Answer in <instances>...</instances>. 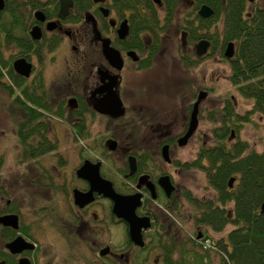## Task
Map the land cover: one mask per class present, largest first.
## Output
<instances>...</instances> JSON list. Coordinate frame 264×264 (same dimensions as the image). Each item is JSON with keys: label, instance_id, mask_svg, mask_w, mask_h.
<instances>
[{"label": "flooded vegetation", "instance_id": "obj_1", "mask_svg": "<svg viewBox=\"0 0 264 264\" xmlns=\"http://www.w3.org/2000/svg\"><path fill=\"white\" fill-rule=\"evenodd\" d=\"M4 1V8L0 13L12 12L15 18L14 22L5 20L9 29L0 32V39L7 36L14 38L17 43L3 46V56L10 67L8 69L0 65V85L13 88L15 97L19 100L17 107L23 112L29 110L35 117L31 118L32 131H28L30 134L56 139V149L46 151L32 160L39 169H36V177L40 175L49 179V183L43 186L61 191L64 203H60L58 197H52V202L57 208L47 204V210L44 208L25 214L17 198L5 199L6 195H1L0 218L16 216L17 218L12 219H16L17 226L0 222L3 243V247H0V264H56L57 254L46 256L43 244L58 242L61 243L70 264H199L198 258L204 260L200 264H222L220 252L215 255L212 252V249L217 252L219 238L214 239L209 231L223 233L229 224L222 231H216L208 215L213 209L219 213L225 211L227 216L231 217L232 204L227 198H221L220 190L211 182L210 174L216 172V169L212 170L208 154L219 148L215 127L211 133L203 132L200 128L204 111L202 104L211 93L208 91V84L198 92L197 86H194L189 100L184 103V110L176 114L182 121L179 130L173 131L169 123L152 127L151 131L159 132L155 151L148 143L140 148L133 144L132 137L140 134L144 137L150 133V129L144 110L131 112L125 104L128 93L126 72L133 69L137 72L148 71L161 59L166 51L167 32L172 29L176 12L183 0H179L176 7L173 5L175 9L172 20H169L171 1L151 0L155 7L153 9L159 15V25L156 31L145 29L138 33L133 32V25L137 22L134 18L136 7L132 6L129 0H91V4L86 8L83 1L70 0L72 5L65 17L60 16L63 0ZM254 1L247 0L248 11L258 7L264 8L253 7ZM137 7L144 13H149L147 1H139ZM188 8L182 20L177 22L183 36L178 42L177 58L180 67L190 77L192 84H195L192 74L194 75L202 62L214 54L218 47L216 43L221 38L220 34L216 39L203 34L199 35L198 39L193 38L195 33L192 30L200 26L197 17L200 15V9H195L196 0H188ZM88 14L93 17L87 18ZM200 17L203 18L201 15ZM123 23L128 26V34L124 38L119 31ZM35 28L40 31V38L34 37ZM201 32L206 33V30ZM105 40L110 41V47L119 52L117 65L103 49ZM202 40L209 41L210 46L205 54L199 55L197 44ZM221 41L224 42L223 38ZM230 42H227L226 49ZM234 43L236 50L237 44ZM67 44L71 46L69 57L61 50ZM231 59L227 58L229 62ZM19 60L28 63V75L16 70L15 63ZM59 63L65 68V72L60 74L63 83L59 85L63 94L58 92L55 95L51 91L49 71L58 68ZM11 67L14 76L9 71ZM63 85L64 89L67 88L66 92L62 88ZM202 92L205 97L198 105V126L187 143L181 145L180 140L190 129L192 115ZM112 93L118 95L123 104L124 113L120 116L102 111L107 109ZM227 99L228 97L224 99L223 104ZM230 99L236 111L241 114L235 97ZM212 112V109L206 110L205 117L212 120ZM25 119L22 118L19 124ZM54 119L71 126L68 129L69 141L73 134L88 139L91 136L89 125L96 123L97 119L107 122L106 130L102 128L101 123L98 130L100 133L105 131L102 149H95L91 144L84 143L78 164L71 168L69 174L66 167L71 163V156L59 146V140L56 138L59 123ZM240 132L235 133V129L232 130L225 140L226 148L235 142L236 137L240 139ZM113 142H116V147L111 149ZM190 145L195 146L193 153L185 158L182 151ZM86 146L94 155L84 151ZM28 148L34 151L41 149V146ZM46 155L51 157V161L53 156L56 157L58 164L51 161L39 163L40 157ZM87 162L90 169H85L84 173L82 172L84 175H91L94 166L99 165L100 175L112 184L117 193L139 201L135 212L137 219L143 223V245L131 239V226L125 219L117 216L114 202L103 192L96 190L87 178L79 176V169ZM60 164L67 172L65 176L58 175L61 181L52 173L55 169L59 171ZM197 172L204 173L208 182L204 191H196L192 188V182H187L192 177L190 174ZM239 178L240 174H232L227 185L228 191L236 187ZM77 190L82 193L81 199L83 197L79 202L75 198ZM87 199L90 201L81 205ZM185 206L188 209H184ZM183 211H187V215L197 225L192 241L189 240L190 246L193 247L190 249L189 242L183 240L180 235ZM224 237L223 235L220 238ZM18 238L21 243L16 246V251H13L9 244ZM214 259H218V262H214Z\"/></svg>", "mask_w": 264, "mask_h": 264}, {"label": "rangeland", "instance_id": "obj_2", "mask_svg": "<svg viewBox=\"0 0 264 264\" xmlns=\"http://www.w3.org/2000/svg\"><path fill=\"white\" fill-rule=\"evenodd\" d=\"M252 5L253 7L264 6V0H255ZM187 9H189L188 0H183L176 12L175 23L172 29L167 32L168 36L165 40L166 51L161 59L157 60L148 71L137 72L133 69L126 72V89L128 93L125 97V104L131 112L143 109L148 119V129H150V133H148V131L146 132L148 134L145 133L146 137H142V134L137 137H132L133 144H135L137 148L148 143L152 146L153 151L156 150L158 141L157 135L159 132L151 130L156 128L158 124L169 123L173 131L179 130L182 121H180L181 119H179L176 114L182 112V109L184 110V103L189 100L194 86H197L198 92L199 89H203L204 86H207V83L209 87L208 91L210 90L209 92H211L202 104L204 111L200 128L203 132L208 131L211 133L215 125H217V123L213 122L214 116L212 120H210L211 118L205 117L206 110L212 109L213 115L218 113L226 97H235L241 114L253 108V99L240 94L237 87L233 85L230 80L231 66L224 55L227 43L221 41L222 36L220 37L221 40L216 43L218 47L214 51V54L209 57L207 61L202 62L194 75L192 74L196 82L195 84H192L190 77L180 67L177 58V48L180 37L183 36L180 33L181 28L177 22L182 20ZM215 28H213V31H215ZM217 28H219V31H222V20L218 23ZM61 50L65 56H70V45H64ZM64 72L65 68L61 63H59L58 68L49 71V75H51L49 78L51 91L55 95H57L58 92L61 93L59 85H62L63 79L60 77V74ZM62 88L64 92L67 91V88L64 89V85ZM61 94H63V92ZM52 97L55 98L53 95ZM14 98L15 97L10 94L9 88L0 85V156L4 158V164H2L0 169V196L6 195L5 199H11V197L14 199L17 198V202L18 204H22L25 214H29L31 212L43 210L46 208L47 204L54 205L52 197H55V199L58 197L62 204L64 203V199L62 198L61 191L43 186V184L49 183V179L47 180L45 177L42 178L40 175L36 177L38 175L36 169L38 168L34 165L32 158L27 155V149H25L20 142V137L18 135L19 121L25 117V112L17 107L16 103H14ZM126 118L128 119L129 117L126 116ZM54 120L59 123L58 129H56V138L59 140V146L71 156V163L66 167L68 174L71 168L78 164L80 150L84 143L91 144L95 149H102L101 145L105 131L100 133L98 130L101 124L102 128L106 130L107 122L105 120L101 122L100 119H97L96 123L89 125L91 136L88 139H82L83 137L80 138L73 134L70 141L68 129H70L71 126L59 119ZM240 139L248 142L249 150L264 151V117L258 113L253 114L252 120L242 127ZM236 141H238L237 137L235 139V142ZM197 144L199 145V140ZM73 145L75 147H72ZM194 147V145H190L186 150L182 151L185 158L192 155ZM84 151L90 153L88 146L84 148ZM90 154L94 155L93 152ZM50 161L51 157L46 155L40 157L39 163H50ZM51 163L58 164V159L53 156ZM58 166L60 167L59 171L55 169L56 171L53 170L52 173L60 180L58 175L61 174L65 176L67 172L61 164ZM190 175L192 177L188 179L187 182H192V188H195L196 191L199 192L204 191L203 189H205L206 184H208L205 174L197 172V174ZM41 187H43V189ZM0 202H2L1 198ZM54 206L57 208V205ZM60 208L61 206L59 205L58 209ZM184 209H188V207L185 206ZM183 212L184 214L181 217L183 222L181 223L182 231L180 235L183 240L189 242L188 248L190 249L193 248L190 246V241H192V235H194L197 230V225L194 223L193 219L187 215V211ZM232 227V225H229L227 230L223 233L210 230L209 234L212 235L214 239H217L226 235ZM119 240H121L120 236ZM43 246L46 256L53 253L57 254V256H55L56 264H70L60 242L57 244H43ZM0 247H3L1 233ZM212 252L214 255L218 254V251L216 252L214 249H212ZM79 261L80 260H77V262ZM43 262L45 261L43 260ZM214 262H218V259H214Z\"/></svg>", "mask_w": 264, "mask_h": 264}, {"label": "trees", "instance_id": "obj_3", "mask_svg": "<svg viewBox=\"0 0 264 264\" xmlns=\"http://www.w3.org/2000/svg\"><path fill=\"white\" fill-rule=\"evenodd\" d=\"M81 1L84 2L85 8L91 4V0ZM129 1L136 7L134 18L137 22L133 25V32L138 33L145 29L156 31L159 15L153 9L155 7L151 0ZM139 1H147L148 14L137 7ZM168 1L172 3L169 14V20H172L175 9L173 5L176 7L179 0ZM203 4H209L215 14L209 19L197 15L200 26L192 30L195 33L193 38L198 39L199 35L203 34L216 39L220 34L224 43L236 42L235 56L230 60V80L243 96L253 99V108L244 114L236 111L230 98L218 113L214 114L213 122L217 123L214 132L219 148L208 154L212 170L216 169L210 177L212 184L220 190L221 198L231 201L232 216L228 217L225 211L219 213L212 209L208 218L216 231H222L227 224L233 226L224 235V239L219 238L216 245L217 251L222 255V264H264V213L261 212L264 203V151L249 150L248 142L240 139L229 148H226L225 144L232 130L235 129V133H239L244 123L252 120L253 114L258 113L264 117V8L258 7L248 11L247 0H196L195 9L199 11ZM14 18L12 12H1L0 32H6L9 29L7 21L14 22ZM221 20L223 29L219 31L217 25ZM213 28L214 32L211 31ZM205 30L206 33L201 32ZM10 43L17 42L7 36L0 39V65L8 69L10 66L4 59L3 46ZM11 68L10 72L13 70ZM1 75L0 67V77ZM11 75L14 76L13 72ZM9 92L15 97L13 88L10 87ZM14 103H19L16 97ZM24 112L26 119L20 123L21 126L19 124L18 135L20 142L27 149V155L34 159L46 151L56 149V139L47 136L35 137L28 132L32 131L31 118L35 117L27 109ZM36 145L41 146V149L33 151L28 148ZM3 163L4 158L0 156V169ZM234 173L240 174L239 182L234 189L228 191L227 185ZM197 261L199 264L204 262L202 258Z\"/></svg>", "mask_w": 264, "mask_h": 264}, {"label": "water", "instance_id": "obj_4", "mask_svg": "<svg viewBox=\"0 0 264 264\" xmlns=\"http://www.w3.org/2000/svg\"><path fill=\"white\" fill-rule=\"evenodd\" d=\"M95 1H102V0H95ZM155 1L160 2V0H155ZM4 4H5V1L0 0V10H2L4 8ZM71 5H72V2L70 0H63L62 7H61V13H60L61 17H65L68 14L69 7ZM199 14L203 18H210L211 16H213L215 14V10L209 5H203L199 11ZM91 17H93L91 14L87 15V18H91ZM121 28H120L121 30H119V31H120L121 37L124 38L128 34V26L123 23L121 25ZM33 35L35 38L41 37V33L37 28H35L33 30ZM209 46H210L209 41H207V40L200 41L197 44L198 54L199 55L205 54L207 52ZM103 49H104L106 55L112 60V62L115 65H117L118 60H119L118 50L111 48L110 47V41H108V40H105L104 45H103ZM235 52H236L235 43L231 41L228 44V47L226 49V53H225L226 57L229 59L233 58L235 55ZM15 68L21 74L28 75L30 72V70H29L30 67H29L28 63H26L25 60L17 61V63H15ZM204 97H205V93L202 92L199 95L198 101L196 103V107H195L193 115H192V120L190 123V129H189L188 133L180 140L181 145H184L187 143L188 138L196 130V128L198 126V117H197L198 105ZM102 111H105L108 113L109 112L113 113L116 116L122 115L124 113V108H123V104H122L120 98L118 97V95L112 93L111 99L107 105V109L102 110ZM115 147H116V142H113L110 145V148L114 149ZM94 168L95 169L93 170V173L91 175H89V174L84 175L83 173H84L85 169L86 170L90 169V165L87 162V163H85L84 166H82L79 169L78 174H79V176H83V177L87 178L93 184V186L95 187L96 190L103 192L106 197H109L114 202V211L117 214V216L125 219L131 226V229H130L131 239L135 243H137L139 245H143L142 231H141L143 223L139 219H137L136 212H135L136 207L139 204V201H135L137 199L133 198L131 196H125V195H121V194L117 193L115 191V189L112 187V184L108 181H105L102 178V176L100 175L99 165H95ZM166 180H168V179H166ZM231 186H232V183H231ZM81 194L82 193H80L78 190L75 192V198H76L77 202L80 201ZM89 199L85 200V202H82L81 205H84L85 203L89 202L90 201ZM81 200H83V197ZM261 212L264 213V203L261 207ZM12 216L13 215L8 216V217L7 216L1 217L0 222L5 224V225H9V224L12 225L13 224L16 227L17 226L16 219L14 221L12 218H17V217L16 216L12 217ZM10 219H12V220H10ZM10 221H12V222H10ZM17 240H20V241H17ZM17 240H15L14 242L9 244V247L13 251L14 250L16 251V246H19L21 243V239L18 238Z\"/></svg>", "mask_w": 264, "mask_h": 264}]
</instances>
